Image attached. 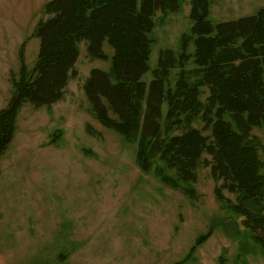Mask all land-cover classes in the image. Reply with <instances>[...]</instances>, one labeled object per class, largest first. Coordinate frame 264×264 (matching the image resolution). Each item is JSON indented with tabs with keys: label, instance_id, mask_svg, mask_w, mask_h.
<instances>
[{
	"label": "rangeland",
	"instance_id": "obj_1",
	"mask_svg": "<svg viewBox=\"0 0 264 264\" xmlns=\"http://www.w3.org/2000/svg\"><path fill=\"white\" fill-rule=\"evenodd\" d=\"M45 1L0 0V109L11 93L10 77H18L20 48L28 71L35 63L39 40L31 33L43 18ZM209 2L212 25L253 15L264 6V0ZM188 12L189 0L175 12L156 11L145 82L160 49L179 51L180 37L191 26ZM86 45L85 40L78 44L77 75L69 80L65 98L49 108L24 103L0 157L1 264H264L242 217L215 198L216 183L207 167H198L195 182L179 181V188H172L153 168L172 177L174 170L156 160L142 172L135 144L94 119L81 86L91 68L109 69L112 51L103 42L108 58L94 59ZM192 66L190 61L187 68ZM86 123L98 135L87 133ZM192 125L201 128L200 118ZM253 133L264 145V124ZM222 192L235 203L234 194Z\"/></svg>",
	"mask_w": 264,
	"mask_h": 264
},
{
	"label": "trees",
	"instance_id": "obj_2",
	"mask_svg": "<svg viewBox=\"0 0 264 264\" xmlns=\"http://www.w3.org/2000/svg\"><path fill=\"white\" fill-rule=\"evenodd\" d=\"M181 1H45L43 18L31 33L39 40L35 63L28 71L20 48L18 77H10L11 93L0 109V157L24 103L49 108L65 98L69 80L77 75L78 44L85 40L91 58L106 60L102 45L107 42L109 69L91 68L81 86L94 119L135 144L142 172L156 160L174 170L172 177L153 168L172 188H179V181L195 182L198 167H207L215 198L242 217L241 225L264 254V145L253 133L264 124V6L212 25L209 0H189V34L181 35L179 51H158L145 82L153 17L158 10L177 11ZM198 117L201 128L192 125ZM85 129L98 135L88 123ZM207 129L209 136L203 134ZM223 190L235 195V203ZM207 237L196 239L190 251Z\"/></svg>",
	"mask_w": 264,
	"mask_h": 264
},
{
	"label": "crops",
	"instance_id": "obj_3",
	"mask_svg": "<svg viewBox=\"0 0 264 264\" xmlns=\"http://www.w3.org/2000/svg\"><path fill=\"white\" fill-rule=\"evenodd\" d=\"M0 264H1V262H0Z\"/></svg>",
	"mask_w": 264,
	"mask_h": 264
}]
</instances>
